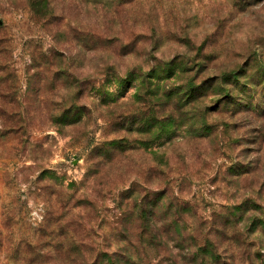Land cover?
Masks as SVG:
<instances>
[{"label":"rangeland","instance_id":"rangeland-1","mask_svg":"<svg viewBox=\"0 0 264 264\" xmlns=\"http://www.w3.org/2000/svg\"><path fill=\"white\" fill-rule=\"evenodd\" d=\"M260 220L264 0H0V264H264Z\"/></svg>","mask_w":264,"mask_h":264},{"label":"trees","instance_id":"trees-1","mask_svg":"<svg viewBox=\"0 0 264 264\" xmlns=\"http://www.w3.org/2000/svg\"><path fill=\"white\" fill-rule=\"evenodd\" d=\"M263 229H264V220H260V229H259L260 232L263 231ZM230 243H231V239L227 241V245H229ZM210 247L212 250L215 249L213 244H210ZM200 249H201V253L205 254L207 252L205 248H200ZM213 262H214V259L212 260V262H209V264H213Z\"/></svg>","mask_w":264,"mask_h":264}]
</instances>
